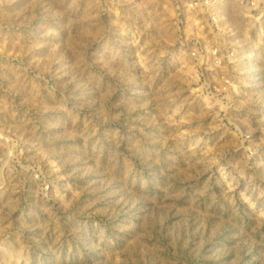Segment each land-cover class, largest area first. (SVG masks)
Returning a JSON list of instances; mask_svg holds the SVG:
<instances>
[{
    "label": "rangeland",
    "instance_id": "obj_1",
    "mask_svg": "<svg viewBox=\"0 0 264 264\" xmlns=\"http://www.w3.org/2000/svg\"><path fill=\"white\" fill-rule=\"evenodd\" d=\"M0 264H264V0H0Z\"/></svg>",
    "mask_w": 264,
    "mask_h": 264
}]
</instances>
